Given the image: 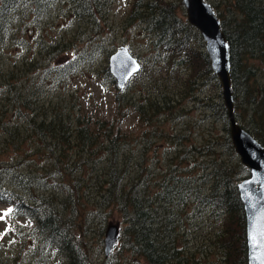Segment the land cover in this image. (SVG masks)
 I'll list each match as a JSON object with an SVG mask.
<instances>
[{"label": "trees", "instance_id": "trees-1", "mask_svg": "<svg viewBox=\"0 0 264 264\" xmlns=\"http://www.w3.org/2000/svg\"><path fill=\"white\" fill-rule=\"evenodd\" d=\"M140 3L130 20L153 37V52L162 58V64L155 66L164 67L171 78L181 68L191 66L194 58L204 72V80L200 73L194 79L190 67L177 72L176 83L185 75L193 83L186 80L181 84V100L196 99L190 89L193 85L202 88L214 82L220 88L205 50L198 52L192 47L194 39L204 47L200 32L178 16L177 9L186 14L184 7ZM108 4L109 0H0V201L11 206L12 216L33 224L31 233L37 238L33 255L45 257L55 251L59 264H86V243L77 235L86 237L94 218L106 225L94 228V232L105 233L112 223L108 221L116 214L123 220L122 227L118 225L119 241L147 264H248L246 216L237 185L249 171L240 162L232 166L217 158L213 140L188 146L185 138L154 123L180 103L169 98L175 85H165L161 92L158 90L164 81H152L154 92L138 108L143 114L141 121L149 128L141 135L142 149L138 152L130 148L133 143L120 123L107 125L110 120L106 118H86L82 109L55 107L51 115L48 109L34 107L37 94L47 93L48 77L67 76L76 67L58 66L64 63L61 56L69 46L56 40L46 43L39 36L33 39L29 26L43 21L41 17H50L53 9L75 22L92 24L97 14L103 17L108 12ZM226 11L228 17L216 10L231 45L235 101L245 97L260 107L264 0H229ZM33 43L36 46H31ZM25 45L40 48L42 54L47 51L45 58L28 65L29 59L18 55ZM36 71H41L40 86L31 79ZM145 71L146 63L126 88ZM106 75L117 85L109 68ZM221 98L205 107L225 123V147L236 155L228 111ZM129 105L119 94L117 116L127 117ZM33 109L36 113L30 116L28 111ZM260 117L264 125V113ZM242 126L264 146L257 135ZM157 142L165 148L158 174L151 172L145 160L149 152H156ZM35 162L37 166L31 168ZM156 163H160L158 158ZM88 165L97 174L96 184L94 178L84 175ZM134 167L138 170L133 175ZM51 178L65 188L51 191ZM92 183L95 186L90 191ZM0 264H9L1 252Z\"/></svg>", "mask_w": 264, "mask_h": 264}, {"label": "rangeland", "instance_id": "rangeland-1", "mask_svg": "<svg viewBox=\"0 0 264 264\" xmlns=\"http://www.w3.org/2000/svg\"><path fill=\"white\" fill-rule=\"evenodd\" d=\"M140 1L143 6L146 4L161 6V4L168 5L173 3L184 7L182 5L183 0H109L108 12L103 17L101 14H97L98 17L92 24L84 21L81 23L75 22L67 14H62L53 9L50 12V17H41L43 21H37L33 26H29L33 39L39 36L46 43L56 40L69 46L70 50L61 56V60L64 63L58 64V66L62 65L63 67L74 64L76 67L75 71L67 76L54 77V79L48 77L45 88L47 93L44 96L37 94L35 97L37 102L34 107L41 106L44 109H48L51 115H53L51 110L55 107L67 110L75 109L77 111L82 109L83 116H86V118L93 116L101 121L106 118L110 120L107 125L114 121L116 126L120 123L121 130L129 135L133 143L130 148L138 152L142 149L140 146L142 142L141 135L145 131H149L145 123L141 121L143 114L139 113L138 108L145 102L147 95L154 92L155 86H153L152 81H164L162 88L158 91L164 92L168 84L171 86L175 85V93L171 92L169 98L180 103L175 105L172 112L169 111L166 115L157 118L159 121L155 119L154 123L168 131L169 134L185 138L184 142L188 146H201L213 140L217 158L228 161L232 166H237L239 162L241 163L239 156L237 154L233 155L225 147L227 135L225 123L218 121L216 115L212 111H207L205 107L209 102L219 98V96L222 97L221 100L224 103L223 90L219 80L220 88H217L214 82L202 88H197V85H193L190 89L191 91L193 90L192 94H195L196 99L184 98L181 100L182 98L178 95L182 87L181 84L185 83L186 80L190 82L191 78H189V75H185L179 83H176L177 72L190 67L194 79L200 73L199 76L203 80L204 72L197 65L198 59L194 60V58H191V66L186 65L171 78L167 77L164 67L155 66L157 62L162 64V58L153 52V37L150 39L138 22L134 23L130 20L135 8H138V5L141 4ZM206 1L216 8L218 12L228 17L226 6L229 0ZM177 13L180 18L188 20V17L185 16L187 13L185 14L181 9H177ZM192 37L194 36L192 35ZM31 46H36V44L33 43ZM123 46L128 47L142 65L146 63V71L136 77L128 88L119 91L117 85H112V81L107 77L106 69L109 68L111 55ZM192 47L198 52L206 51L205 43L203 47L198 44L196 39L192 41ZM41 54L40 48H30L26 45L20 47V51H18L19 56L29 59L28 65L30 63L36 64L38 61L43 60L47 51ZM5 66L9 67L10 65ZM260 69L261 77L258 90L262 93L260 96V107L250 104L245 97H241V99L235 101V111L239 123L248 127L264 142V132H262L264 125L260 117V113H264V62L260 64ZM40 72L36 71L31 74L32 81L37 82L39 86L41 85V81L39 82ZM119 94L125 96L130 102L129 107H126L127 113L125 112V114H127V117L124 115L117 116V96ZM28 113L31 116L35 115L36 111L33 109L28 111ZM94 115H97V117ZM154 149H156V152H153V150L149 152L145 160L146 166H151V172L158 174L163 168L161 165L165 157L163 156L165 148L161 143L157 142ZM157 158L160 163H156ZM37 164V162L32 163L30 167L33 168ZM95 169H98V167ZM137 170L138 167H134L132 174L134 175ZM84 175L88 178H94V184H96L97 174L91 165L85 166ZM243 176L249 178L247 174ZM51 179L54 184L51 191H61L65 188L56 179ZM94 184H90L88 190L91 191L95 186ZM9 209H11L10 205L0 201V217H3L0 219V252L3 257L8 258L9 264H59L55 251H51L50 255L48 254L45 257L33 255V241L37 239L35 233H31L33 224L25 218L12 216L11 212L5 215ZM110 222L118 224L120 228L123 225V220L118 214L108 221V223ZM90 226L91 229L87 232L86 237L77 235L83 244L86 243V246H84L86 264H147L144 259L138 258L123 247L120 241L112 254L107 257L105 255V233L98 234L94 232V228H104L106 225H102L101 220L94 218ZM81 251L80 253L82 254L83 251Z\"/></svg>", "mask_w": 264, "mask_h": 264}, {"label": "water", "instance_id": "water-1", "mask_svg": "<svg viewBox=\"0 0 264 264\" xmlns=\"http://www.w3.org/2000/svg\"><path fill=\"white\" fill-rule=\"evenodd\" d=\"M189 23L201 34L212 71L223 90L228 111L230 137L234 150L250 177L238 184L247 220L248 264H264V147L245 130L235 115V97L231 79V45L213 6L206 0H183ZM110 73L120 90L140 73L142 65L128 47H121L109 60ZM120 236L118 224L110 223L105 232V255L109 257Z\"/></svg>", "mask_w": 264, "mask_h": 264}, {"label": "snow or ice", "instance_id": "snow-or-ice-1", "mask_svg": "<svg viewBox=\"0 0 264 264\" xmlns=\"http://www.w3.org/2000/svg\"><path fill=\"white\" fill-rule=\"evenodd\" d=\"M12 210L9 209L7 213H5V215H7L8 213H10ZM3 217H0V219H2Z\"/></svg>", "mask_w": 264, "mask_h": 264}]
</instances>
